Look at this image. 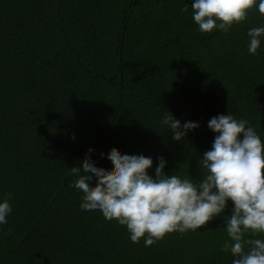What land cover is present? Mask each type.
I'll list each match as a JSON object with an SVG mask.
<instances>
[{
    "label": "trees",
    "instance_id": "16d2710c",
    "mask_svg": "<svg viewBox=\"0 0 264 264\" xmlns=\"http://www.w3.org/2000/svg\"><path fill=\"white\" fill-rule=\"evenodd\" d=\"M185 3L187 12L182 11ZM191 0H0V264H232L224 216L145 247L126 226L82 211L71 167L89 148L166 160L165 174L201 176L198 160L218 114L246 119L264 141V26L255 6L227 31L202 33ZM169 111V112H168ZM199 127L180 142L171 113ZM101 153L104 156H101ZM247 238L264 239V235ZM247 251V247H245Z\"/></svg>",
    "mask_w": 264,
    "mask_h": 264
},
{
    "label": "clouds",
    "instance_id": "9594fccd",
    "mask_svg": "<svg viewBox=\"0 0 264 264\" xmlns=\"http://www.w3.org/2000/svg\"><path fill=\"white\" fill-rule=\"evenodd\" d=\"M253 6L264 14V0H191L190 8L199 31L211 33L227 32L244 21ZM188 10L185 3L182 11ZM247 38L248 53L257 54L264 26L250 28ZM160 124L176 142L200 126L192 121L182 124L172 113L163 115ZM207 127L215 136L198 160L201 176L196 181L189 174H165L163 157L157 158L150 175L152 157L116 151L106 156L114 168L110 173L95 165L89 148L79 166L71 167L70 186L81 193L80 209L126 226L130 241L144 238L148 247L166 234L200 229L223 215L231 202V215L224 216L223 226L228 239L221 251L232 255V264H264V239L247 238L264 235V141L248 120L229 112L210 118ZM10 198L11 194L0 198V225L12 213Z\"/></svg>",
    "mask_w": 264,
    "mask_h": 264
}]
</instances>
